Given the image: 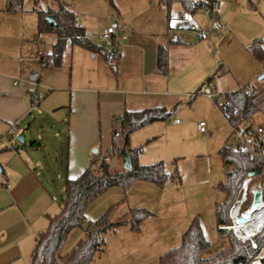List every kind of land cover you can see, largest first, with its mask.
Instances as JSON below:
<instances>
[{"label": "crops", "instance_id": "0c3cea01", "mask_svg": "<svg viewBox=\"0 0 264 264\" xmlns=\"http://www.w3.org/2000/svg\"><path fill=\"white\" fill-rule=\"evenodd\" d=\"M89 1L94 3L93 0ZM147 1L140 0L135 2L136 5L133 1L125 6L119 4V9L116 10L120 21L109 19L97 34L94 33V37L98 39V35L113 21L123 27L116 37L119 59L116 60L114 69L106 62L104 56L93 54L79 46H69L61 67L52 66L55 70L39 74L37 63L41 68L51 65L44 67L37 61L39 44H42L44 51L43 43L37 40V37H40L39 19L35 11L37 6L35 2L30 1L36 19L31 15H24L25 2L16 4L17 10L8 11L18 18V27L12 31L16 39L13 43L4 42L6 34L4 31L0 32V181H7L12 185L10 190L0 189V264H30L38 235L48 227L49 218L58 215L62 209L67 182L78 178L91 164L94 159L92 150L99 143V133L111 131L112 135L113 129L120 125L118 118L125 111L138 112L153 108L173 111L168 121L149 124L131 134L130 146L131 143H153L159 139L156 134L164 129L183 130L184 124L174 115L182 114L185 108H181V103L187 100L186 104L190 106L189 114L204 112V118H201L203 120L198 122L188 118V125H193L200 134L204 133L200 132L198 125L203 122L215 133L224 131L225 123L221 118L224 115L216 99L226 93L240 90V85L238 89L235 88L233 79L220 78L229 73L231 68L229 59L223 53L226 46L232 42L229 34L231 30L225 28V15L222 13L224 7H221V13L217 10L214 15L203 11L211 20V25L207 27L206 23L197 21L195 14L183 13V7L179 3L168 10L159 4V0L158 8ZM7 6L8 0L5 4L6 10ZM71 10L79 15L91 13V10L84 12L79 8ZM215 20L220 21L222 25L224 23L222 30L213 29L212 23ZM181 21L197 25L199 30L209 31L210 34L207 38L199 40L196 33L179 28ZM77 22L85 30L86 25H90L83 26L79 18ZM87 37L89 38L88 35ZM54 41L55 36L49 42L47 55H50ZM161 48L167 53L166 67L162 71L158 68ZM69 67L72 73L70 77H66L65 70ZM263 72L264 67H255L250 74V81ZM208 79L211 81L207 83ZM40 88L42 93L38 91ZM199 89L202 91L197 94ZM46 91L47 94H44ZM222 91L223 94H219ZM199 94H202L201 99L193 103ZM209 94H213L214 98H209ZM36 100L39 102L37 105L34 104ZM58 109L65 110L57 111ZM13 125L26 130L25 145L10 142L7 134ZM4 137H8L9 141H3ZM218 141L221 142L220 139ZM175 143H179V140ZM213 144L218 148L221 145L219 142ZM140 146L144 145L131 147ZM222 147L218 150L223 165L222 180L214 186L209 177L212 172L208 170L207 178L198 182L197 187L209 185L213 187L214 192L218 191L217 186L225 179L224 163L219 153ZM202 152L207 155L202 157L204 164L211 167L208 148ZM143 153L144 150L138 159L141 165L165 162L166 158L158 151H150L145 156ZM176 153L172 157L179 159L180 156H176ZM114 161L116 168H124V161ZM171 165L170 171H178L176 160H173ZM171 183L165 190L162 189L161 194L164 191L178 193L186 188L181 182ZM137 184L147 186L146 188L149 186L155 192L157 190L153 189L155 184L136 182L126 192ZM184 198L185 196H182V200ZM122 202L125 203L126 200ZM217 203L212 207V215L220 237L215 216ZM183 204L187 206L185 202ZM172 205L178 207L173 202L170 206ZM187 207L183 217L170 220L171 224L165 223V228L158 222L144 220L137 231L132 230L130 226H123L124 228L110 237L107 236V248L102 255L104 262H108L110 254L113 257L117 255L118 260L107 264H158L162 255L180 246L182 236L194 218H199L205 233V223H202L198 205L195 211H190ZM171 208L173 209V206ZM177 237H181V242L174 246ZM141 255H145L144 259L137 261Z\"/></svg>", "mask_w": 264, "mask_h": 264}, {"label": "trees", "instance_id": "16d2710c", "mask_svg": "<svg viewBox=\"0 0 264 264\" xmlns=\"http://www.w3.org/2000/svg\"><path fill=\"white\" fill-rule=\"evenodd\" d=\"M39 6L44 0H31ZM113 7L114 0H107ZM25 0H8L7 10H17L16 4ZM264 2V0H263ZM45 9L36 10L38 15V34H52L55 41L51 45L50 59L52 66L61 67L65 51L69 46L82 47L93 54L104 56L106 62L114 69L116 61L110 60L107 52L93 43L86 35V30L77 22L75 13L61 0H51ZM179 3L183 13L194 15L199 11H208L214 15L219 6V0H159V4L168 10ZM21 8V7H19ZM54 17V25L46 19ZM257 60L264 59V51L260 48L253 52ZM167 53L161 48L158 55V68L166 67ZM211 79H208L207 83ZM199 89L196 93H200ZM196 95V94H195ZM227 121L234 127L251 119L259 112L264 113V90H253L244 87L238 91L226 93L218 104ZM173 111L165 108L146 109L138 112L125 111L120 117L119 127L112 131L111 154L101 160L93 159L91 164L76 179L69 180L65 187L64 199L60 213L49 218L45 231L36 240L31 254L30 264H92L100 256L106 246L109 233L122 226H130L139 230L144 220L152 213L144 208H131L124 218L113 222L110 212H106L94 222L87 221L85 211L89 204L111 188L128 190L136 182H149L163 188L167 182L180 184L181 178L176 169L169 171L165 162L153 165H141L138 162L144 146L132 148L130 136L135 131L155 122L168 121ZM242 116V118H240ZM17 144V143H16ZM131 161V169H118L111 165L112 159L124 161V152ZM225 168V179L217 186L224 194V201L215 207L216 223L219 226L231 225L230 210L239 196V191L250 173L261 172L264 167V146L261 159L251 161V155L246 150L234 151L226 143L219 151ZM108 158L109 161H106ZM172 164V163H170ZM248 206L245 207L247 209ZM74 229L84 232L83 240L76 245L70 254L61 255L67 237ZM222 240V249L212 252L211 243L206 239L199 218H194L182 236L180 246L161 256L158 264H249L264 250V230L251 241H239L232 231L218 230ZM264 264V258L262 259Z\"/></svg>", "mask_w": 264, "mask_h": 264}, {"label": "rangeland", "instance_id": "374dc122", "mask_svg": "<svg viewBox=\"0 0 264 264\" xmlns=\"http://www.w3.org/2000/svg\"><path fill=\"white\" fill-rule=\"evenodd\" d=\"M31 0H25V9L24 15H31L36 19V15L32 11V3ZM45 1V0H44ZM44 1H41L40 5L36 7V10L45 9L46 4ZM50 3L51 0H47ZM66 6L70 9L79 8L81 10L90 11L91 13L85 15H79L76 13L79 18V22L84 26V24H90L89 26L86 25L87 35L89 38L97 45L100 46V42L98 39L94 37V33L97 34L101 27L105 25L109 19L112 20H119L120 17L117 14V10L119 9V4L124 5L128 2L131 4L133 1L134 5L135 2H140V0H114L113 7L107 0H93L94 3L91 4L89 0H63ZM148 4H155L158 8V0H148ZM235 2V3H233ZM6 0H0V32L4 31L5 41L7 43H13L16 39L13 37V30L18 27V18L14 16V14L8 12L5 9ZM17 4H20L18 2ZM221 7H224L222 13L224 12L225 17V28L231 34L230 40L232 41L229 43L226 48L224 49L223 53L226 58L230 61V72L225 73L220 78L222 79H233V84L235 83V88L240 89L244 87H249L253 90H264V79L259 80V77L250 81V74L255 69V67L261 66L264 67V59L259 61L254 56L253 52L260 48L264 51V2L263 0H219V6L217 8L218 11L221 13ZM117 8V10H116ZM174 8L172 10V15L174 16ZM87 16V17H85ZM197 21L200 23H206L205 25L209 27L211 25V20L209 16L205 15L203 11L197 12L194 16ZM228 18V19H227ZM175 20V19H174ZM175 23V21H173ZM195 23L196 20H195ZM198 24V23H197ZM213 24V23H212ZM174 25V24H173ZM224 25V23H223ZM197 26V25H196ZM197 28H200L197 26ZM207 38V37H206ZM51 39H54V35L52 34H43L37 40L43 43L44 52L47 54L49 49V42ZM203 42V41H201ZM196 42V43H201ZM218 46V45H216ZM218 49V48H217ZM195 51V50H190ZM50 63L51 59H50ZM49 64V65H51ZM36 68L39 74H43L47 70L54 69V67L49 66L47 68H41V66L37 63ZM63 69V68H62ZM66 77H70L71 71L70 67L65 70ZM227 77V78H225ZM219 78V77H217ZM215 78V80L217 79ZM18 82H21L20 79H17ZM42 93L41 88L38 90ZM238 91V90H237ZM47 94V91L46 93ZM216 94V93H215ZM218 94V93H217ZM219 94H223V91ZM201 95L199 94L193 100V103L196 102L197 99H201ZM45 98V95L44 97ZM223 100V97L220 96L216 102L220 104ZM41 101V99H40ZM188 101V100H187ZM187 101H182L181 108H185L182 110L181 115H174L184 124L182 125L183 130H171L170 128L164 129V131H160L156 135L159 139L153 143H131V146L137 145H144V153L145 156L150 151H158V153L165 157V163L168 165L167 169L170 171L172 169V165L170 163L173 160H176L178 172L181 176V184L183 188L178 193L171 192V191H164L162 193V189L165 190L168 186L172 185L169 181L163 188H153L157 189L156 192L152 189L146 188L145 186H138L132 187V190L126 192V190L122 188H111L92 201L85 211V217L87 221L94 222L106 212H110L111 221L116 222L127 215L129 206H133L132 208H144L149 210L152 215L148 222L153 223L158 222L163 228L166 227V224H171L170 220L174 221L183 217L184 213H186L185 207L189 208L190 211H195L196 206L200 209L199 212L201 215L202 223L204 224V234L206 239L211 243V250L212 252H218L222 249V240L218 236V232L216 230L215 218L212 215V207L214 206L215 202L222 203L224 201V194L218 191L213 190L212 186H199L197 187L196 184L201 180H205L207 178L208 170L212 172L209 177L212 180L214 186L223 178V165L221 158L218 154V150L224 143H228L229 147L235 145L236 137L232 132V128L227 120L222 116L221 118L224 121V131L215 133L211 131L209 127L207 128L205 123V133L200 134L198 130L193 125H188V118H193L199 121L203 120L204 112H196L194 114H189V107L186 103ZM43 102V99H42ZM192 103V104H193ZM191 104V106H192ZM65 109H58L57 111H64ZM254 125V127H262L264 129V113L261 111L254 115L250 119ZM169 124V123H168ZM161 125V124H160ZM163 125V124H162ZM160 127V126H159ZM64 129V128H63ZM63 130H61L62 132ZM65 131V130H64ZM162 132V133H161ZM164 132V133H163ZM65 135L67 134L66 131L63 132ZM213 133V135H212ZM212 135V136H211ZM224 136V137H223ZM99 143L96 147L93 148V151H97V154H93V158L97 160H101L102 157L108 156L111 154L112 149V135L111 131H105L99 133ZM209 139H205V138ZM223 138V139H221ZM221 140L218 141V140ZM9 141L8 137L3 138V141ZM179 140V143H175ZM144 142V141H143ZM221 143L220 147L213 143ZM134 144V145H133ZM205 148H208L209 155H211V167L204 164L202 157H205ZM177 152L176 156H180V158L172 157L173 154ZM170 154V155H169ZM171 156V157H169ZM114 159L111 160V165L114 166ZM197 182V183H196ZM140 185H148V184H140ZM153 187V186H150ZM241 190V189H240ZM240 193V191H239ZM197 197L195 198V196ZM182 196H185L184 200H182ZM126 202H122L125 201ZM171 202H173L177 208L173 206V209L170 206ZM186 203L187 206L183 204ZM131 203V204H130ZM153 216V217H152ZM180 216V217H179ZM169 220V221H168ZM203 226V225H202ZM229 226V225H228ZM124 228L119 227L115 229L113 232L108 234V237L114 234V232L119 231L120 229ZM147 228V227H146ZM146 228H144L145 232ZM84 238V232L80 229H74L69 236L67 237L65 246L61 251L62 256H66L70 254L72 249L78 245ZM177 243L174 246H178L181 242V237H177ZM107 242V240H106ZM253 246L255 245L253 241H251ZM175 243V242H174ZM172 243V246L173 244ZM107 245V244H106ZM170 246V245H169ZM105 248H107L105 246ZM167 248V247H166ZM105 251V250H104ZM164 252V249H163ZM104 253V252H103ZM103 253L96 257L94 263L97 264H107V263H115L118 260L117 255L114 257L109 254L108 262H104L105 258H102ZM107 254V250H106ZM129 254V253H128ZM106 256V255H105ZM104 257V256H103ZM125 257V255H124ZM145 255H141L137 258L138 260L144 259ZM257 257V256H256ZM255 257V258H256ZM122 258V257H121ZM128 258V257H125ZM253 259V261L255 260ZM158 262V261H157ZM93 264V263H92ZM157 264V263H155Z\"/></svg>", "mask_w": 264, "mask_h": 264}, {"label": "built area", "instance_id": "2783aa9c", "mask_svg": "<svg viewBox=\"0 0 264 264\" xmlns=\"http://www.w3.org/2000/svg\"><path fill=\"white\" fill-rule=\"evenodd\" d=\"M223 25L220 21L215 20L213 23V29L215 31H220L223 29ZM179 28L183 31H190L194 32L197 35L199 40H203L209 36V31H201L199 30L194 24L181 21L179 24ZM123 27L116 21H113L112 24L103 30L99 35L98 39L100 42V46L107 52V56L110 60L116 61L119 59V48L116 43V37L119 31H122ZM37 61L44 67L48 66L50 63V57L47 55L43 49L42 44H39L38 48V56ZM209 98H214L213 94L208 95ZM35 105L39 104L38 100L34 102ZM242 118V116H240ZM120 120V118H118ZM179 123V121H175ZM231 125V124H230ZM198 128L201 133H205V123H200ZM232 132L236 137L235 145L231 148L234 151L246 150L251 155V161L254 162L255 160L261 159L263 146H264V129L262 127H254L252 121L247 119L243 121L239 127H234L231 125ZM22 131L20 127L17 125H13L10 127L8 131V137L10 138V142L17 143L16 136ZM106 161H109L108 158H105ZM12 185L7 181H0V189L10 190ZM262 188L263 189V200L259 207V214L264 215V167L259 175L255 177H248L241 187L239 196L235 203L233 204L230 210V220L231 225L229 226H219L220 230H228L232 231L235 237L241 241H253V239L264 230V227L261 228L256 235L251 237H244L236 230L237 221L243 219L245 213L249 210L253 194L256 190ZM248 206L247 209L245 207ZM256 212V213H257ZM254 213V214H256ZM240 218V219H239ZM254 247H256L254 245ZM264 258V250H262L254 261L249 264H263L262 259Z\"/></svg>", "mask_w": 264, "mask_h": 264}, {"label": "water", "instance_id": "95a60500", "mask_svg": "<svg viewBox=\"0 0 264 264\" xmlns=\"http://www.w3.org/2000/svg\"><path fill=\"white\" fill-rule=\"evenodd\" d=\"M51 25H54V17L53 16H49L46 19ZM264 79V73L260 76L259 80H263ZM27 134H26V130L23 129L17 136H16V141L18 144L20 145H25L27 140H26ZM94 154H97V151H94ZM131 167V161L130 158L128 156V154L126 153V151L124 152V169L125 170H130ZM1 169H0V174H1ZM260 172H253L250 173L249 177H255L257 175H259ZM263 200V189L260 188L258 190H256L253 194V198H252V202L250 205L249 210L245 213L244 217L242 220H249L252 215H254V213H256L259 210V207L262 203ZM241 220V221H242Z\"/></svg>", "mask_w": 264, "mask_h": 264}, {"label": "bare ground", "instance_id": "6f19581e", "mask_svg": "<svg viewBox=\"0 0 264 264\" xmlns=\"http://www.w3.org/2000/svg\"><path fill=\"white\" fill-rule=\"evenodd\" d=\"M241 220L237 221L236 230L244 237L256 235L264 227V215L259 214V212L252 215L249 220Z\"/></svg>", "mask_w": 264, "mask_h": 264}]
</instances>
